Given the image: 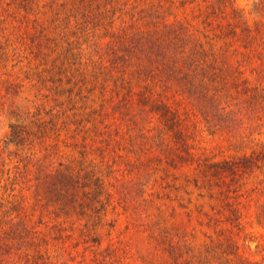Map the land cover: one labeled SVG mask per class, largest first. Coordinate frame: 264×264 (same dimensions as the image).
<instances>
[{
	"label": "trees",
	"instance_id": "1",
	"mask_svg": "<svg viewBox=\"0 0 264 264\" xmlns=\"http://www.w3.org/2000/svg\"><path fill=\"white\" fill-rule=\"evenodd\" d=\"M33 2L21 0V6L27 10ZM185 3L151 0L116 25L113 0L68 2L71 24L87 31L85 39L95 38V53L76 52L69 42L51 65L37 64L38 76L30 80L38 90L34 110L13 111L21 121L11 125L0 150V264H69L82 254L79 264H123L109 245L86 263L89 247L103 243L99 227L115 224L111 213L125 218L133 237L142 236L151 264L156 257L168 264H264V258L243 256L232 230L221 228L216 216L207 214L212 233L205 231L200 242L197 226L177 220L176 211L167 212L161 202L170 171L197 162L218 189L229 213L225 220L241 225L244 210L255 203V218L264 226V20L248 23L236 0H193L190 12ZM258 8L264 13V0ZM190 13L199 16L200 26ZM44 44L29 46L30 64ZM55 45L50 49L59 52ZM82 56L96 59L105 102L106 92L117 98L120 111L109 122L103 103L78 106L86 95L83 84L74 89L72 76ZM11 75L0 72L1 98L25 86ZM43 89L71 102L77 97L79 120L72 130L66 110L47 108ZM205 128L220 135L228 157L197 158L195 143ZM117 161L122 177L111 184L97 163L111 167ZM81 243L91 245L80 254Z\"/></svg>",
	"mask_w": 264,
	"mask_h": 264
},
{
	"label": "rangeland",
	"instance_id": "2",
	"mask_svg": "<svg viewBox=\"0 0 264 264\" xmlns=\"http://www.w3.org/2000/svg\"><path fill=\"white\" fill-rule=\"evenodd\" d=\"M30 3V7L27 10L22 8L21 0H0V52L4 53L5 61H0V72H10L12 75L10 78L15 81L23 82L25 86L21 88V91L15 95H6L5 97H0V150L4 146V141L11 131V125L17 123L21 120L15 116L14 112L18 107L28 108L34 110L31 101L35 99V92H38L36 88H32L31 78H37V69L35 66L41 62H49L51 65V60L58 55V53H65L69 47V42H74L73 46L77 49L76 52L81 51L84 53L90 52L95 53L92 49L94 48L93 43H95V38L85 39V31L81 29V25H74L73 19H70L69 10L70 5L68 4L71 0H33ZM78 1V0H77ZM151 0H113V4L117 12L115 13V24H120V20L117 18H122V21L130 20L134 8L138 6V9H142L150 5ZM186 3V7L190 12L192 10L193 0H183ZM261 0H236V6L238 7L243 19L250 24H254L257 21L264 20V13L258 8ZM178 5H180V0H178ZM113 7V8H114ZM130 13L127 14V12ZM138 11V10H137ZM174 12V11H173ZM193 13V12H192ZM190 13V18L193 24L200 26V19L197 14ZM74 15H79L78 10L75 9ZM105 34V33H104ZM108 39V37H107ZM105 39V42L106 40ZM37 40L45 43L40 51L38 59H34V63H29L30 58H34V53H31L29 46L37 43ZM32 42V43H31ZM55 46L58 48L57 51L53 52L50 46ZM48 46V47H47ZM26 48V49H25ZM33 50V49H32ZM16 53V54H14ZM82 54V53H79ZM80 58V57H79ZM96 59L88 58L87 56L81 57V63H76L73 66V82L75 84L74 89L77 90L79 84L84 87L85 98L82 101H78V106L81 109L85 106L90 108V106H95V108H100V104L108 106L109 112L105 114L106 121L112 120V118L119 113V106L117 98L113 97L112 94L106 92L103 99L101 94V87L103 80L98 75V70L93 67L96 65L93 62ZM6 64V67L3 66ZM72 73L68 76H71ZM27 76L29 78H27ZM84 77L87 80V86H84ZM84 79V80H83ZM34 82V81H33ZM91 88V90H88ZM29 89V90H27ZM50 92V93H49ZM42 93L44 96L48 97L43 100L47 102V108L55 107V112L57 110L65 111L69 115L68 119L71 128L73 129L72 122H77L75 112L77 110V97L71 102L68 97L56 94L54 91H48L43 89ZM47 94H50L49 96ZM87 98V99H86ZM94 108V107H93ZM92 108V109H93ZM14 111V112H13ZM88 112V111H86ZM96 115H92L95 117ZM152 116L151 114L149 117ZM89 118L90 115L88 116ZM76 120V121H75ZM152 120V119H151ZM157 125V124H156ZM103 128V126H99ZM101 129V130H102ZM110 130L114 131V125ZM68 133V130H63V134ZM131 134H128L129 137ZM197 158L210 157L212 160H221L224 157H228L231 151L228 149L226 143L221 139L219 134H210L208 130H203L199 133L196 141ZM68 150V149H67ZM134 156L137 157L139 151L137 148L134 149ZM72 153L70 150H68ZM66 153L63 150L62 153ZM67 158V156H63ZM121 161L113 164V166L108 167L106 162H98V169L105 173L106 179L111 184H118V179L122 177V171L119 168L121 166ZM122 170V169H121ZM146 168H141L140 171H146ZM170 175L164 180L167 185L162 192V204L166 207L167 212L176 211L178 214L177 220H184L188 223H192L197 226L198 229V240L203 242L206 240L204 235L205 231L212 233L211 229L206 225L207 214L216 216L219 220V226L225 228L229 232L232 230V235L237 241L240 248L241 254L245 257H249L252 260H263L264 258V226L258 223L255 218V212L257 211V205L255 203H250L244 210V215L241 220V225L237 226L236 222L227 221L226 216L229 214L228 211L221 205L219 194H217L218 189H212V183L208 181V176H203V171L197 167V162L193 164L179 163L178 167L170 171ZM160 175L161 172L158 171ZM158 175V176H159ZM139 176V175H138ZM143 175H140V177ZM204 179V180H203ZM195 180H198L200 185H196ZM169 182V183H168ZM155 177H153L149 187L154 186ZM211 192L215 193L213 195ZM169 196V197H168ZM220 210V212H218ZM188 212L191 213L192 218L188 216ZM112 220H115V224H106L99 227L102 234L103 243L99 246H90L91 243L79 245L80 254L84 251V247H89L86 252V263L91 258L104 250L105 247L114 246L119 252L118 256L123 260V264H151L148 258L149 249L146 243L140 238L133 237L132 233L126 229V221L123 216H116L113 213L110 214ZM189 220H191L189 222ZM199 220H203L204 224H200ZM211 230H209V229ZM145 237V235H143ZM79 241V239H78ZM83 256V254H82ZM78 255L75 260H69V264H79L83 257ZM64 259H68L65 256ZM62 259V261L64 260ZM166 258L156 257L152 260V264H168ZM85 264V263H83ZM122 264V263H120Z\"/></svg>",
	"mask_w": 264,
	"mask_h": 264
}]
</instances>
